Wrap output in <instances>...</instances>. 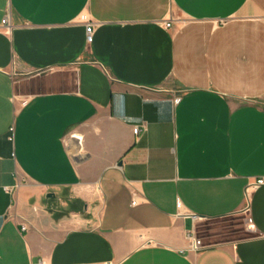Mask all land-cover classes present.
<instances>
[{"label": "crops", "instance_id": "obj_1", "mask_svg": "<svg viewBox=\"0 0 264 264\" xmlns=\"http://www.w3.org/2000/svg\"><path fill=\"white\" fill-rule=\"evenodd\" d=\"M261 177L264 0H0V264H264Z\"/></svg>", "mask_w": 264, "mask_h": 264}, {"label": "rangeland", "instance_id": "obj_2", "mask_svg": "<svg viewBox=\"0 0 264 264\" xmlns=\"http://www.w3.org/2000/svg\"><path fill=\"white\" fill-rule=\"evenodd\" d=\"M245 215L239 213L233 216L204 220L197 223V234L208 246L238 242L250 238L247 231Z\"/></svg>", "mask_w": 264, "mask_h": 264}, {"label": "built area", "instance_id": "obj_3", "mask_svg": "<svg viewBox=\"0 0 264 264\" xmlns=\"http://www.w3.org/2000/svg\"><path fill=\"white\" fill-rule=\"evenodd\" d=\"M2 25L3 27L7 30V33H10L13 29V25L12 23L10 22V16L7 15L6 18L2 21ZM170 27H172V23L171 22H168V23H165V29H169ZM95 26L93 23L91 22H87L86 24V45H91L93 42H94V36H95ZM141 133V129L139 127H136L134 128L133 130V134L135 136H138V134ZM261 187H264V177H261V178H258L256 179L255 181H253L252 184L249 185L248 189H247V193H249L248 191L250 189H258V188H261ZM6 191H10L9 189H6ZM137 194L135 193L133 195V206H136L137 204ZM249 206L245 207L244 210H243V214L245 215V220L244 222L246 223V228H247V231L248 232H251V233H255L256 231V228H255V225L254 223L252 222L253 219L250 217V209L248 208ZM189 217H191L193 220H196L198 217L196 216H192V215H187ZM27 228L24 227L22 230H26ZM187 238V241H188V248L186 249L187 251L189 252H198V251H202L203 249L207 248L208 246L203 242V239H200L198 237V234H197V228L195 227L193 230L189 231L187 233V236H185Z\"/></svg>", "mask_w": 264, "mask_h": 264}]
</instances>
